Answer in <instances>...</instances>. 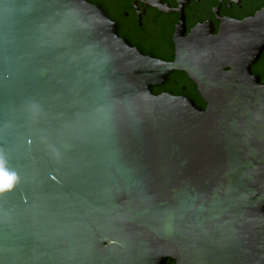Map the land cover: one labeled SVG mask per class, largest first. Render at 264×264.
I'll return each instance as SVG.
<instances>
[{"label":"water","instance_id":"1","mask_svg":"<svg viewBox=\"0 0 264 264\" xmlns=\"http://www.w3.org/2000/svg\"><path fill=\"white\" fill-rule=\"evenodd\" d=\"M145 55L86 0H0V264H264V13ZM173 71L206 107L152 86Z\"/></svg>","mask_w":264,"mask_h":264},{"label":"flooded vegetation","instance_id":"2","mask_svg":"<svg viewBox=\"0 0 264 264\" xmlns=\"http://www.w3.org/2000/svg\"><path fill=\"white\" fill-rule=\"evenodd\" d=\"M100 5L117 25V33L145 55L169 62L175 58L176 30L187 36L197 26L218 33L230 20L241 21L264 13V0H86ZM264 84V48L250 67ZM155 95L170 93L205 101L185 72L173 71L163 84L152 86Z\"/></svg>","mask_w":264,"mask_h":264},{"label":"trees","instance_id":"3","mask_svg":"<svg viewBox=\"0 0 264 264\" xmlns=\"http://www.w3.org/2000/svg\"><path fill=\"white\" fill-rule=\"evenodd\" d=\"M166 264H175L174 261H171V260H167Z\"/></svg>","mask_w":264,"mask_h":264}]
</instances>
